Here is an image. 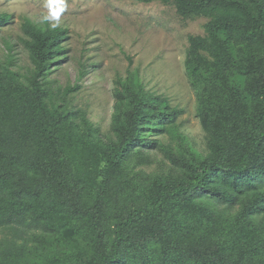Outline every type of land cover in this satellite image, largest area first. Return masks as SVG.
I'll use <instances>...</instances> for the list:
<instances>
[{"label":"trees","instance_id":"obj_1","mask_svg":"<svg viewBox=\"0 0 264 264\" xmlns=\"http://www.w3.org/2000/svg\"><path fill=\"white\" fill-rule=\"evenodd\" d=\"M134 1L206 19L185 59L205 144L133 71L104 131L74 101L85 66L52 79L67 29L25 18L29 64L0 58V264H264V0Z\"/></svg>","mask_w":264,"mask_h":264},{"label":"rangeland","instance_id":"obj_2","mask_svg":"<svg viewBox=\"0 0 264 264\" xmlns=\"http://www.w3.org/2000/svg\"><path fill=\"white\" fill-rule=\"evenodd\" d=\"M61 7L58 21L52 19ZM2 12L12 14L14 20L0 29V58H4L5 42L10 41L21 65L29 64L19 42L25 18L67 29L68 58L52 79L62 86L74 85L85 66L87 74L74 101L104 131L111 123L116 80L133 71L146 90L184 109L179 119L183 132L196 145L205 144L185 59L189 36L203 35L206 19H184L172 4L134 0H0Z\"/></svg>","mask_w":264,"mask_h":264},{"label":"clouds","instance_id":"obj_3","mask_svg":"<svg viewBox=\"0 0 264 264\" xmlns=\"http://www.w3.org/2000/svg\"><path fill=\"white\" fill-rule=\"evenodd\" d=\"M62 11H63V7L56 9V10L53 12L51 18L54 19V20H57V21H58V19H59V15H60V12H62Z\"/></svg>","mask_w":264,"mask_h":264}]
</instances>
